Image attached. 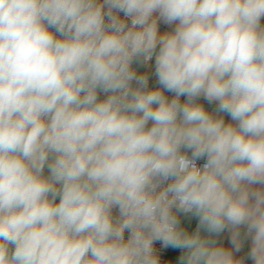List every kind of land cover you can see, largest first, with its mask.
<instances>
[{
	"label": "clouds",
	"instance_id": "9594fccd",
	"mask_svg": "<svg viewBox=\"0 0 264 264\" xmlns=\"http://www.w3.org/2000/svg\"><path fill=\"white\" fill-rule=\"evenodd\" d=\"M262 20L0 0V264H264Z\"/></svg>",
	"mask_w": 264,
	"mask_h": 264
},
{
	"label": "crops",
	"instance_id": "0c3cea01",
	"mask_svg": "<svg viewBox=\"0 0 264 264\" xmlns=\"http://www.w3.org/2000/svg\"><path fill=\"white\" fill-rule=\"evenodd\" d=\"M262 24H264V20H262ZM219 242L224 243L225 245H228V233L227 232L221 235V237L219 238ZM250 243H251L250 240H248L247 241V251L243 245L242 251L240 253H237V256H245L250 248ZM247 264H251V260H248Z\"/></svg>",
	"mask_w": 264,
	"mask_h": 264
},
{
	"label": "trees",
	"instance_id": "16d2710c",
	"mask_svg": "<svg viewBox=\"0 0 264 264\" xmlns=\"http://www.w3.org/2000/svg\"><path fill=\"white\" fill-rule=\"evenodd\" d=\"M183 220H184V223L187 224V226H188L189 228H191V229H193V230L195 229L196 224H197V221H196L195 218L184 217ZM244 247H245V249H246V251H247V241H245V243H244Z\"/></svg>",
	"mask_w": 264,
	"mask_h": 264
},
{
	"label": "built area",
	"instance_id": "2783aa9c",
	"mask_svg": "<svg viewBox=\"0 0 264 264\" xmlns=\"http://www.w3.org/2000/svg\"><path fill=\"white\" fill-rule=\"evenodd\" d=\"M200 163H203V161H201Z\"/></svg>",
	"mask_w": 264,
	"mask_h": 264
}]
</instances>
